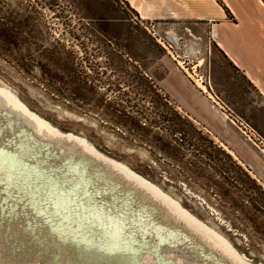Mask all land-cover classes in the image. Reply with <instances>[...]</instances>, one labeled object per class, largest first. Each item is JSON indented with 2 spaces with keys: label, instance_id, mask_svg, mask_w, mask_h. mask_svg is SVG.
I'll use <instances>...</instances> for the list:
<instances>
[{
  "label": "rangeland",
  "instance_id": "1",
  "mask_svg": "<svg viewBox=\"0 0 264 264\" xmlns=\"http://www.w3.org/2000/svg\"><path fill=\"white\" fill-rule=\"evenodd\" d=\"M64 3L44 11L51 31L37 40L56 45L55 68L42 48L25 67L0 50V99L45 130L11 137L27 167L0 185V264H264L252 87L188 25L121 0ZM177 115L185 139L170 133ZM118 174L136 182L131 199Z\"/></svg>",
  "mask_w": 264,
  "mask_h": 264
},
{
  "label": "crops",
  "instance_id": "2",
  "mask_svg": "<svg viewBox=\"0 0 264 264\" xmlns=\"http://www.w3.org/2000/svg\"><path fill=\"white\" fill-rule=\"evenodd\" d=\"M220 1L229 16L216 0H126L142 20L168 22L173 28L188 25L197 30L196 36H205L252 87L264 108V0Z\"/></svg>",
  "mask_w": 264,
  "mask_h": 264
},
{
  "label": "trees",
  "instance_id": "3",
  "mask_svg": "<svg viewBox=\"0 0 264 264\" xmlns=\"http://www.w3.org/2000/svg\"><path fill=\"white\" fill-rule=\"evenodd\" d=\"M65 0H0V50L6 53L15 62L21 64L22 67L27 66L29 58L27 54L32 52L31 48L36 47L41 49L43 56L45 57V66L53 69L58 65L60 56L55 52L56 45L52 44L49 39L43 40V46L39 45L37 42L38 37L49 35L51 28L48 27L44 20V11L52 10V8L57 7L63 10ZM126 7L129 4L121 0ZM221 6L220 0H216ZM67 8L70 6V2L67 1ZM83 11L89 14V5H84ZM224 11L229 16V11L223 6ZM82 10V9H80ZM58 44V42H56ZM37 53V51H36ZM54 75L51 76L55 79ZM144 117H142L143 120ZM179 123H176V128L170 131V133H178L180 137L185 139V132H187V125L190 123L185 118L176 116ZM167 129V128H166ZM170 129V128H169ZM181 139V138H180ZM222 155L230 160L227 154L222 152ZM250 183L256 186V182L253 179H249ZM257 188L258 185H257Z\"/></svg>",
  "mask_w": 264,
  "mask_h": 264
},
{
  "label": "bare ground",
  "instance_id": "4",
  "mask_svg": "<svg viewBox=\"0 0 264 264\" xmlns=\"http://www.w3.org/2000/svg\"><path fill=\"white\" fill-rule=\"evenodd\" d=\"M0 82L2 85V81ZM4 125L9 126L8 128H6L5 131L6 134H8L10 137H16L20 134L19 137H23V139L27 138L29 142H31L30 139H32L31 137L33 134H45V130H43L39 126L37 120L27 115L23 110L16 109L13 104L8 103L6 100L3 101L0 99V126ZM68 150L70 151L69 147ZM90 164L92 163L90 162ZM100 165L101 166H95L103 170L102 163ZM114 180L120 182L121 188H124V191H126L127 193H137L135 188H130V186L137 187L136 182L134 180L128 177H123L122 174H118L117 176H115Z\"/></svg>",
  "mask_w": 264,
  "mask_h": 264
},
{
  "label": "snow or ice",
  "instance_id": "5",
  "mask_svg": "<svg viewBox=\"0 0 264 264\" xmlns=\"http://www.w3.org/2000/svg\"><path fill=\"white\" fill-rule=\"evenodd\" d=\"M8 127V125L0 126V185L11 181L14 178V173L18 172L20 168L27 167L19 160L18 155L11 150L15 141L6 134L5 130ZM86 164V161L80 162L79 166L82 169ZM124 195L131 199L134 194L125 193ZM172 264H175V262L173 261ZM186 264H191V262L187 261Z\"/></svg>",
  "mask_w": 264,
  "mask_h": 264
},
{
  "label": "built area",
  "instance_id": "6",
  "mask_svg": "<svg viewBox=\"0 0 264 264\" xmlns=\"http://www.w3.org/2000/svg\"><path fill=\"white\" fill-rule=\"evenodd\" d=\"M242 127V126H241ZM240 127V131L241 132H243V133H245L244 131L246 130L245 128V130H243L242 128ZM250 130V129H249ZM249 132H253V131H249ZM252 133H250V135H251ZM247 138L250 140V141H252V139H251V137L249 136V135H247Z\"/></svg>",
  "mask_w": 264,
  "mask_h": 264
}]
</instances>
